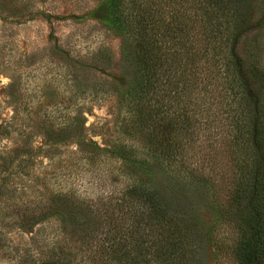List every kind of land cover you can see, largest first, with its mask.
Here are the masks:
<instances>
[{
    "label": "trees",
    "instance_id": "trees-1",
    "mask_svg": "<svg viewBox=\"0 0 264 264\" xmlns=\"http://www.w3.org/2000/svg\"><path fill=\"white\" fill-rule=\"evenodd\" d=\"M259 10L257 32L244 44ZM94 11L107 29L125 35L133 77L126 86L97 81L79 90L124 103V140L93 150L118 159L129 182L89 217L67 193L50 192L48 214L57 228L46 236L49 255L34 264H71L73 241L95 264H198L199 219L155 183V168L201 180L218 163L206 167L203 137L211 157H231L235 166V256L240 264H264V0H99ZM85 122L79 112L65 130L82 137ZM23 152L27 165L32 151Z\"/></svg>",
    "mask_w": 264,
    "mask_h": 264
},
{
    "label": "rangeland",
    "instance_id": "rangeland-1",
    "mask_svg": "<svg viewBox=\"0 0 264 264\" xmlns=\"http://www.w3.org/2000/svg\"><path fill=\"white\" fill-rule=\"evenodd\" d=\"M98 3L0 0V264L47 258L46 236L57 228L48 214L50 192L67 193L89 217V210L97 215L103 209L99 201L117 196L129 182L118 159L93 150L124 140V103L117 95L92 100L79 90L97 81L106 87L112 82L126 86L133 77L124 53L126 37L97 20ZM262 15L259 10L252 18L244 44L255 36ZM79 112L86 118L82 137L65 130ZM203 140L206 167L218 162L212 170L207 167L205 177L175 176L158 166L155 183L199 219L198 264H240L235 256L240 229L231 204L235 166L231 157H211L208 139ZM25 149L32 151L27 165ZM193 160L198 165L203 159ZM84 234L89 229L80 232L87 238ZM70 244L71 264H95L92 253L80 249L86 246Z\"/></svg>",
    "mask_w": 264,
    "mask_h": 264
}]
</instances>
